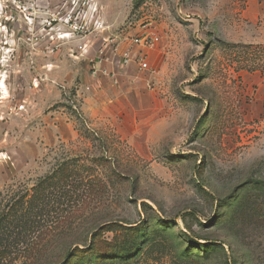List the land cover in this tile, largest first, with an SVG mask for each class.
Returning <instances> with one entry per match:
<instances>
[{
    "label": "rangeland",
    "instance_id": "1",
    "mask_svg": "<svg viewBox=\"0 0 264 264\" xmlns=\"http://www.w3.org/2000/svg\"><path fill=\"white\" fill-rule=\"evenodd\" d=\"M0 264H264V0H0Z\"/></svg>",
    "mask_w": 264,
    "mask_h": 264
},
{
    "label": "built area",
    "instance_id": "2",
    "mask_svg": "<svg viewBox=\"0 0 264 264\" xmlns=\"http://www.w3.org/2000/svg\"><path fill=\"white\" fill-rule=\"evenodd\" d=\"M67 23H70L71 21H66ZM103 26L102 22L100 20H94L93 21V29H101ZM131 44L137 45L140 47V50L137 51V53L134 55V58L132 60H135L139 68H146L147 67V61H146V51L151 50L154 46V38L152 36V33H150L149 30L146 28L143 29L142 33L139 35H135L131 39ZM85 47V45H84ZM110 50L112 51L111 47ZM100 56L98 57L99 62L103 59H109L107 56V53L104 52L103 49L99 51ZM130 53L127 51H124V53L121 55V61L124 64H128L130 62Z\"/></svg>",
    "mask_w": 264,
    "mask_h": 264
},
{
    "label": "bare ground",
    "instance_id": "3",
    "mask_svg": "<svg viewBox=\"0 0 264 264\" xmlns=\"http://www.w3.org/2000/svg\"><path fill=\"white\" fill-rule=\"evenodd\" d=\"M65 37V36H64ZM5 82V81H4ZM4 82H1V85L3 86V90H4V93H8L7 92V87H6V84ZM4 97V96H3ZM2 97V98H3Z\"/></svg>",
    "mask_w": 264,
    "mask_h": 264
}]
</instances>
